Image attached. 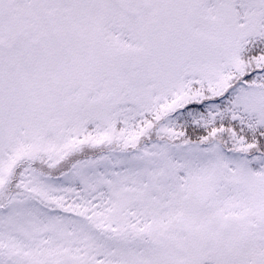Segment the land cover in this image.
Here are the masks:
<instances>
[{"label":"snow or ice","instance_id":"6c2138e0","mask_svg":"<svg viewBox=\"0 0 264 264\" xmlns=\"http://www.w3.org/2000/svg\"><path fill=\"white\" fill-rule=\"evenodd\" d=\"M0 264H264V0H0Z\"/></svg>","mask_w":264,"mask_h":264}]
</instances>
